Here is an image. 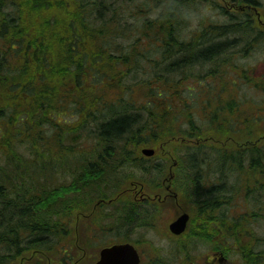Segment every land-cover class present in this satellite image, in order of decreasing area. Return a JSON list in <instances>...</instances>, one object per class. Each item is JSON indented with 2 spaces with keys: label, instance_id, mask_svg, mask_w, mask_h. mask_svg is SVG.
Segmentation results:
<instances>
[{
  "label": "trees",
  "instance_id": "trees-1",
  "mask_svg": "<svg viewBox=\"0 0 264 264\" xmlns=\"http://www.w3.org/2000/svg\"><path fill=\"white\" fill-rule=\"evenodd\" d=\"M137 7L132 15L138 21L130 28L126 0H0V264H16L28 251L43 250L59 253L52 256L55 262L74 264L73 255L60 254V238L75 244L78 215L90 211L96 183L102 194L109 190L112 195L120 186L117 172L139 163L148 169L139 159L141 149L158 147L167 138L177 140L171 151L178 169L191 173L198 200L224 203L229 211L217 215L203 206L201 217L237 218L228 223L241 231L264 222L253 208L246 209L256 202L245 197L264 187V139L254 147L241 138L251 127L264 125L263 109L254 102L245 109V100L231 85L207 78L222 60L231 61V55L222 54L235 48L237 37L256 36L253 30L260 33L261 27L251 16L224 14L219 21L206 20L187 39L182 36L187 16L182 6L163 17L167 22L142 24L143 8ZM172 18L178 27L170 25ZM120 32L128 44L116 45ZM15 34L18 40H10ZM156 49L165 63L151 69L150 78L137 80L136 74L147 72L143 60L152 63ZM170 59L178 67L181 62L214 65L206 79L198 75V89L193 85L191 90L197 94L188 95L186 79H167L175 66L167 63ZM252 83L264 90L263 83ZM224 104L229 109L242 104L241 118L224 122ZM212 105L213 113H208ZM196 109L208 114L209 131L196 121ZM227 128L232 131L228 139L241 134L239 144L219 142ZM81 225L86 228L83 221ZM256 238L264 258V236ZM253 249L245 250L250 254ZM37 259L28 263L43 264Z\"/></svg>",
  "mask_w": 264,
  "mask_h": 264
},
{
  "label": "flooded vegetation",
  "instance_id": "flooded-vegetation-1",
  "mask_svg": "<svg viewBox=\"0 0 264 264\" xmlns=\"http://www.w3.org/2000/svg\"><path fill=\"white\" fill-rule=\"evenodd\" d=\"M204 1L207 3L209 11L216 14V17L222 18L225 16L224 14L236 17L244 15L251 16L257 21V27H261L260 33L253 30L256 36L253 33L245 35L251 37L249 40H245L246 44L243 48L239 46V49L247 50L248 55H251L257 46L264 44V31L262 30L264 27V0ZM176 4L177 1L149 0L148 7L158 17H166L179 12ZM0 31L2 32V29ZM245 36H243L244 39ZM12 39L18 40L17 35H10V40ZM240 40L237 37L234 45L236 46ZM227 61L229 59L222 60V66H230V70H228L230 80L223 79L224 69L221 68L222 66L215 68V72H211L209 76L207 74L211 68H207V73L203 75V78L206 79L207 76L208 79H212L214 77V80H218L221 85H231L230 89L239 93L237 90L239 86L233 82V78L235 77L236 81L242 83V80H246L247 75H245L241 62L237 63L231 60L228 64ZM213 65L209 67H213ZM251 87L257 90L254 86ZM234 101L238 104L237 99ZM241 106L242 104H240ZM240 107L235 106V108L229 109V106L224 104L223 109L226 112L224 122L230 121L228 117L235 120L241 118L238 110ZM233 109L234 112L230 114ZM242 109L243 106L240 111ZM207 112L213 113V105L208 108ZM229 139H233V142L241 140L240 137L234 135H230ZM175 141L177 140L174 138H167L165 141H160L158 147L152 146L155 149L154 154L147 157L142 153L139 156V159L148 166V169H145V166L142 169L139 163V166L135 168L140 173L139 178L133 174L127 175L124 170L118 171L116 181L120 186L112 195L109 194V190L102 194L98 187L100 182H97L90 211L82 216L78 215L77 221L79 222L74 235L75 244L68 245L62 235L60 254L71 255L69 250L74 247L77 252V255H73L74 264H97L101 259L103 249L130 243L140 255V264H264V258L257 251V235H252L250 228L244 229L246 231L244 234L231 233L234 230H242L228 223V221L235 222L237 218L224 220L218 216H214L213 219L201 217L200 209L203 206L212 207L217 215L225 212L227 207L224 203L207 205L198 200L197 194L193 193V180L189 178L191 173L178 169V158L172 153L170 147ZM168 145L169 148H167ZM128 167L125 168L126 172L129 170ZM102 177L108 182L107 188H111V178L105 173ZM184 214L189 216L187 228L182 234L172 232V224ZM82 221L84 225H87L88 222L91 224L90 234H81ZM249 221L253 222L254 220ZM155 226L160 227L161 231ZM146 232L154 233L168 241L167 244L170 243L173 251L164 248L157 249L154 242L149 243V240L144 237ZM49 238L50 236L47 235L46 240ZM66 247L68 248L66 249ZM249 247H254L250 254L245 250ZM46 252V250L28 251V256L24 255L20 260H17L16 264H29L35 257L43 264H48L51 262L52 256L49 251Z\"/></svg>",
  "mask_w": 264,
  "mask_h": 264
},
{
  "label": "rangeland",
  "instance_id": "rangeland-1",
  "mask_svg": "<svg viewBox=\"0 0 264 264\" xmlns=\"http://www.w3.org/2000/svg\"><path fill=\"white\" fill-rule=\"evenodd\" d=\"M149 0H140L137 1L134 4V1H127L126 0V25L128 27H133L138 19L136 17H134L132 15V9L133 8H138L137 6L140 5V8H143L142 11L143 13H141L142 17L140 18L141 23L142 24L144 21L146 22H153L156 19H159L161 22H167L166 18H159L156 14L154 13H150V10L148 12V16H145V10L148 8V6H146V4L148 3ZM177 6V11L181 10V6H182V12H184L187 16L184 17L183 21L186 22L185 25L182 27L183 31H182V36L183 38H189L190 33H194L195 31H198L201 29V25L203 23L206 22V20H210L211 22H216L219 21V17H216V14L211 13L209 11L208 5L204 0H179L176 4ZM122 12V9H121ZM123 13V12H122ZM174 18L171 19L170 21V25H174L175 27H178L177 23L174 22ZM250 35L249 36H245V39L243 38V35L239 36V38L241 39L235 46V48L229 50L231 52H227V54L223 53L222 56L225 55H231L232 58L231 60L236 61L237 63L242 64V66L248 71V74L245 78H247L245 81L242 80V83H240V81H236L235 77L233 78V82L237 83V86H239L237 88V90L239 91V93L235 92V94L238 96H241L243 101L245 100V105L244 107H247L250 105V102H254L256 105H258L260 108L263 109L264 112V90L262 89H257L254 90L252 89L251 86H253L254 81H258L260 83L264 84V44H261L259 46H257L253 52H251V55H248L247 50L244 49H239V46H241L242 48L244 47V45L246 44L245 40H249L250 39ZM114 41L117 44H122V45H126L128 44L130 41L129 39H126L125 33L120 32L118 34L115 35L114 37ZM238 47V48H236ZM157 52H152L151 54L154 56H156L154 59H151L153 62L152 63H147L145 60H143L142 64L147 66V72L143 75H141L140 77L136 74L135 76L137 77V80H142L143 78L148 79L150 78V74L149 71L152 70H157L158 67L162 66L163 63H165V60H163L162 58L158 57L160 54V49H156ZM156 53V55H155ZM226 57V56H225ZM224 57V58H225ZM158 58V59H157ZM179 59L185 61L182 57H179ZM156 60H158L159 62H156ZM176 59H170L167 61L171 62L172 65H175L174 67H172L171 69V73L167 72V79L172 80V81H178V80H182V78L186 79L187 83H189V85L186 87V91L188 92V95H195L197 94V91H193L191 92V90L193 89V85L198 89V85L196 84L198 80L201 79H197L200 78L201 76L198 75H205L206 74V67L208 66H191L189 65V63H185V62H181L180 67L178 62H175ZM156 63L155 67H152L151 64ZM166 63V64H167ZM230 62H228L229 64ZM169 64V63H168ZM163 68V67H161ZM211 68V67H208ZM222 69H224V76L223 79L225 81H228L231 79L229 73L228 75L226 74V71L230 70V66H222ZM164 69V68H163ZM212 70V69H211ZM159 71H164L161 70L159 68ZM202 75V76H203ZM197 79V80H196ZM247 81H252V82H248ZM190 90V91H189ZM254 108V107H253ZM249 111H252L251 109ZM194 113L197 112V122H199V125L201 126H206L205 128L209 131V125L207 123V121H205L208 118V114L205 113L203 114L201 110L196 109L195 111H193ZM193 113V114H194ZM264 117V113L262 115ZM75 119V118H74ZM146 121V120H145ZM147 123V122H146ZM156 124V123H155ZM157 126V124H156ZM251 132L249 131L248 133H245L244 136H242V140L244 141H252L251 144L254 143V147L258 144V142H263V141H259L261 139H264V125L261 126V128L259 129L257 127V125H255V127H251ZM225 133H223V135H225V137H223L222 141L219 142H223L224 145L228 144V135L232 134V131H230L228 128L226 130H223ZM142 135H144V132L141 133ZM234 135V134H233ZM241 134L239 135H235V137H239ZM250 135V136H249ZM161 139H164L166 137H163L162 134L159 135ZM221 139V138H220ZM219 139V140H220ZM211 140H215V139H211ZM210 140V141H211ZM210 141L206 142V143H210ZM240 140H238L237 142H233V139L231 140V144H239ZM230 144V143H229ZM179 149L178 146H176L175 151ZM22 152H26L25 150H22ZM185 152V151H184ZM183 154V153H181ZM126 166L123 167L121 170H124V173H126L127 175L133 174V176H137L138 178L140 177V173L137 171V169H133V168H129V170H127L126 172ZM139 169V168H138ZM216 170V169H214ZM136 175H135V174ZM232 177H234L232 175ZM66 179H68V177H66ZM72 178H69V180H71ZM60 182H57V184ZM247 196H245L246 198H250V200H254L256 202V204H247L246 205V209H251L253 208L254 211H256V213H258L260 216V218L264 217V187L257 189V190H252L251 192H247L246 193ZM247 199V200H248ZM243 199L241 198V201ZM240 202V200H239ZM251 202V201H250ZM237 203V202H235ZM243 203V201H242ZM258 209V211H257ZM228 211V208H227ZM253 211L250 210V213H252ZM229 213V211H228ZM255 213V212H254ZM87 227L81 230V234H90V226L91 224L88 222V224L86 225ZM155 228H158V230L161 231V228L158 226H155ZM250 233L254 236L257 235H261L264 236V222H261L257 225H253L250 226ZM234 233V232H231ZM246 233V231H241V230H237V232L235 234H244ZM134 237H139V236H134ZM144 237L146 239H148L147 241L149 243H155V247H157V249L162 250L164 249H168L170 251H173V247L167 244L168 241H166L163 238H160L159 236L155 235L154 233H148L146 232ZM246 243H249L248 241H246ZM71 255H77V252L75 250V248L71 247V249L69 250ZM51 256H57L59 253H57L56 251L54 252H50ZM58 257V256H57ZM45 262V261H44ZM46 263V262H45Z\"/></svg>",
  "mask_w": 264,
  "mask_h": 264
},
{
  "label": "water",
  "instance_id": "water-1",
  "mask_svg": "<svg viewBox=\"0 0 264 264\" xmlns=\"http://www.w3.org/2000/svg\"><path fill=\"white\" fill-rule=\"evenodd\" d=\"M146 155L154 154V150L145 149ZM188 215L182 216L177 222L172 224V231L181 234L186 229ZM97 264H140V256L136 248L127 243L114 245L110 248L102 250L101 259Z\"/></svg>",
  "mask_w": 264,
  "mask_h": 264
}]
</instances>
